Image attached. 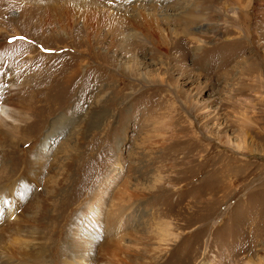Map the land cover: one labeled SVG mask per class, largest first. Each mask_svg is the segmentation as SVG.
Here are the masks:
<instances>
[{
    "label": "rangeland",
    "instance_id": "1",
    "mask_svg": "<svg viewBox=\"0 0 264 264\" xmlns=\"http://www.w3.org/2000/svg\"><path fill=\"white\" fill-rule=\"evenodd\" d=\"M61 1L0 0V92L34 82L21 110H34L38 122L42 107L54 110L43 128L18 131L20 140L4 134L14 145L0 138V193L14 192L24 206L37 191L47 195L73 155L57 199L70 206L79 195L72 207L80 212L108 178L98 211L133 210L131 229L146 254L132 264H264V0H102L109 13L91 23L83 12L95 0ZM67 2L77 7L73 18ZM126 189L140 196L116 201ZM7 202L0 194L2 217L11 220ZM51 204L43 227L24 224L44 247L59 229ZM124 222L109 234L129 230ZM1 240L0 248L13 246ZM65 244L68 235L51 247L49 264H64Z\"/></svg>",
    "mask_w": 264,
    "mask_h": 264
},
{
    "label": "bare ground",
    "instance_id": "2",
    "mask_svg": "<svg viewBox=\"0 0 264 264\" xmlns=\"http://www.w3.org/2000/svg\"><path fill=\"white\" fill-rule=\"evenodd\" d=\"M67 1H71V0H67ZM58 3L62 4V1L57 0V4ZM64 4L62 6L65 11V14L70 18L75 17L76 16L75 10L77 9V7L70 2H67L65 6ZM103 5H105V3H103L102 0H95V2L92 4V7L87 8V10L83 12L84 19L88 18L85 20H87L88 23H91L93 20L97 19L96 17H98L97 16L98 13H102L104 16L107 17V13L109 12H105V10L103 11V8H102ZM52 8L53 10H55L56 5L53 6ZM143 9L144 8L142 7L140 17L142 18V20L146 21L147 25L150 26V23L153 24L152 19L150 18V16H148L144 12L145 10ZM152 17L154 20H157L158 15H153ZM62 26H64V24L61 21V27ZM185 29L188 31V26H186ZM32 84L33 85H30V86L25 85L24 89L22 91L19 90L20 92L18 94H17L16 89L14 90L9 89L6 92H0V138L4 137V139L7 140L8 145H14L15 142L6 136H12V138L14 137L15 139L20 140L21 137L19 136L18 131L20 130L22 131L25 127L29 125H34V123L36 124L38 122L37 120L33 121L32 116H33L34 110H29V107H28V110H21V107L23 106V104L21 103V99H22L21 97L29 96L28 94L24 93L25 91H27V93L34 91L32 88H34L35 84L34 82ZM37 89H40V88H37ZM32 97L33 96L29 97L31 101H32ZM44 97H47V96H44ZM49 103L51 104L53 103L51 102L50 98H48L47 101H44L45 105H48ZM42 108H43L44 116L38 122L39 124L37 123L39 127L41 128L44 127V123L46 122L47 115L51 114V112L54 111L52 110V106H47V107L44 106ZM26 120H30V122L26 123L25 122ZM6 124H10V126L7 130L3 131V127H4L3 125H6ZM23 124H26V126ZM38 131H40V129H38ZM39 154L40 155L38 156L37 162H36L37 166L43 165L45 162V158H46V153L44 151H39ZM73 157L74 156L72 155L68 159V162H66L65 170H64L65 172L62 174V176H60L57 179L56 188L49 187L50 191L48 190L47 195L46 194L44 195L42 191H37L38 194H36L34 197H31L32 199L28 201L25 204V206L22 204V199L20 197H16L17 194H15L14 192H4L3 191L2 193H0L5 198V202H7V199H9V203L7 202V207L9 208V213L11 216V220H8V218L2 217V213L0 212V233L4 240L11 241V242H13L14 240V242L12 243L13 246L11 248L7 246V249L9 248L8 250H6L3 247L0 248V254L2 250L5 251V253H8L6 256L3 254L0 255V261H3L2 262L3 264H13L12 262H10V260L18 258V256L21 255L22 253L28 258L31 264H36V263L49 264L50 261L48 260L50 258V251H52L51 247L54 244H57L58 239L59 241H63L64 237L67 238V235L69 237V244H65L68 246L63 247V250L67 251L68 256L64 264H132L134 262H139L144 259L146 250L143 248L141 244V237H136L131 229L133 225V224L131 225V220H132V217L134 216L133 210H129V212L126 214L125 211L120 210V207L118 206L119 204L117 205L113 204L109 210H106L105 214L100 213L98 211V209L104 208V205L106 203V200L104 199L105 196H109L110 183H109L108 178L103 183L101 182V185L98 186V188L95 186L97 189L90 191V193L88 192L89 198L85 200V204L81 208L80 212H78L79 209L77 208L75 209L74 207H72L78 203L79 199H81L80 197H78L79 196L78 194L67 193V192L66 194L64 193L65 195L70 196L71 200H72V197H75L76 195H78L76 197L79 199H76L74 203L71 204L70 206L64 203L65 199H62V200L57 199V197L59 196L61 192L60 188L63 187V183H65L66 181L67 174L68 172H70L72 168ZM32 165H33V162H32ZM36 169L39 170L41 169V167L37 168L34 165L32 166V171H33L32 173L35 175L36 180L39 181V175L41 174V172H37ZM75 180L74 182H72V184L74 183V186H77L79 182L83 188L85 189L87 188L86 183H81L79 180H76L75 182ZM25 191H28L27 187L25 188V190L21 191L20 194L18 195L25 194ZM85 192L87 191L84 190L80 193L83 194ZM126 195H132L133 197L140 196L136 192L127 193V189H126L116 197V201L121 203L124 196L126 197ZM101 196L103 197V199H99L101 198ZM97 199H99L98 206L96 210L92 213L93 202ZM51 203H55L56 204L55 207L58 206L59 208L57 210L55 209L56 211L54 210L52 213L53 220L55 224H58L57 226H59V229H57V233L54 234L55 236L51 237L52 238L51 240L56 238L53 241V243H51L50 245L48 243V245L46 244L47 246L44 247L43 244L37 243L41 241L38 233L35 234V237H30L29 235L24 234V233H27V231L24 230V224L32 220V221H37L40 224V226L43 227L45 218L48 215L49 208L52 205ZM36 208L39 210L37 215L34 214V211H36ZM19 209L20 210L23 209V211L21 212L19 216H17ZM87 216L89 217L88 220L90 221L91 226L85 232L84 237H82V232L85 229V225L83 224V221L87 218ZM122 218L125 219L126 223H130L131 225L130 229L129 230L126 229L119 236H116V234L114 237L111 236L109 232L114 231V233H117V231L120 229V228H116V224L118 221H121ZM65 225H68V231L66 233L64 232ZM14 237H17L18 239H13ZM126 237L130 238V241H129L130 245H128V247H126L123 244L124 239ZM55 241L56 243H54ZM0 242H2V240ZM39 245H43V246H41V249L38 250V255L33 256L31 254V251H33V249H36ZM48 246L50 247V249ZM19 248L21 249V251L18 254L17 250ZM165 251H166V248L161 247L160 252L162 253ZM122 254L124 256H122ZM57 255L58 254H56V256ZM10 256L12 259L8 260L7 257H10ZM17 261H18V264H22V262H25V259L21 260L18 258Z\"/></svg>",
    "mask_w": 264,
    "mask_h": 264
}]
</instances>
